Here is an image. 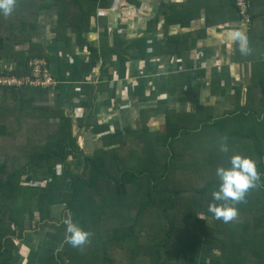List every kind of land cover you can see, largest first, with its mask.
<instances>
[{"label": "crops", "instance_id": "obj_1", "mask_svg": "<svg viewBox=\"0 0 264 264\" xmlns=\"http://www.w3.org/2000/svg\"><path fill=\"white\" fill-rule=\"evenodd\" d=\"M249 1L250 22L245 24L233 0H109L103 9L97 5L81 38L63 28L70 22L67 18L55 30L57 11L43 10L40 45L46 57L42 59L57 83L41 104L72 121L81 156L69 157L53 173L54 169H34L29 173L32 182L62 179L59 171L68 172L70 167V179L80 177L82 156L101 151L114 156L136 151L149 157L153 151L164 152L160 140L171 129L169 123L173 129L188 131L197 126L199 133L205 121L254 113L260 115L255 119H262L264 0ZM238 29L247 36L246 54L240 53L232 36ZM191 135L172 144L173 152L190 150ZM109 136L115 139H103ZM121 159L120 155L111 162L122 166ZM52 186L44 187L51 193L44 201H39L44 188L38 186L42 190L37 192L26 186L32 199L12 227V264H63L57 257L65 243L60 193L69 186L60 189L63 181ZM41 205L42 219L36 213ZM49 211L53 220L45 217ZM82 247L70 249L80 258L74 256L70 260L74 264L93 260L91 253L83 257Z\"/></svg>", "mask_w": 264, "mask_h": 264}, {"label": "trees", "instance_id": "obj_2", "mask_svg": "<svg viewBox=\"0 0 264 264\" xmlns=\"http://www.w3.org/2000/svg\"><path fill=\"white\" fill-rule=\"evenodd\" d=\"M95 1L15 0L11 14L0 15V63L16 62L21 68L19 73L25 74L31 58L46 57L40 45L39 15L49 8L57 11L55 30L63 27L62 21L67 18L70 22L63 28L69 27L81 38L88 30L89 19L95 15L97 5L103 9L109 3V0H99L96 5ZM67 4L71 5L69 9H66ZM47 93L45 90L0 88V142L12 144L10 150L0 145V264L14 261L12 227L19 223L22 210L32 199L20 179L29 177V170L54 169L66 163L69 157L81 156L77 139L72 135V121L41 104ZM249 116L254 118L252 123L243 119L244 114L237 116L241 120L239 126L235 123L236 117L205 121L199 133L197 126L194 131H188L173 129L169 123L167 126L171 129L160 140L165 151H153L151 157L136 151L129 152L128 161L123 160L121 153L114 156L105 151L82 156V176L70 179L68 190L60 196L64 206L62 219L70 216L90 233L87 243L81 246L83 257L93 255L88 263L171 264L179 254L182 262L178 264H191L198 259L202 247L218 250L219 264H264V233L259 234L257 226L263 221L259 219H264V116L262 119H255L260 117L255 113ZM224 124L227 128L234 126L235 133H223ZM241 126L243 134L236 131ZM215 130L222 131L220 137H227L229 141L216 137ZM191 133L194 136L191 144L205 140L202 143L206 144V152L217 154L209 142H223L227 151L237 153L239 148L241 156L250 157L256 163V186L248 189L244 199L235 205L238 215L228 223L213 217L214 227L203 228L204 222L196 213L210 216L208 209L188 193L181 196V189L170 186L175 157L172 144ZM103 139L111 141L115 137ZM202 154L206 153L202 151ZM120 155L122 166L113 164L111 161ZM204 158L197 155L200 165L209 164ZM218 183L216 177L215 182L195 194L206 201L212 200L211 193L217 190ZM18 196L22 197L23 205L16 208L14 200ZM184 196L189 197L185 198L187 204ZM216 203L219 202H212ZM253 213L258 215L253 217ZM61 223L65 232L63 220ZM175 232L178 235L175 236ZM204 237H209L210 242H204ZM70 249L72 246L65 241L57 254L63 264H74L70 260L78 257Z\"/></svg>", "mask_w": 264, "mask_h": 264}, {"label": "rangeland", "instance_id": "obj_3", "mask_svg": "<svg viewBox=\"0 0 264 264\" xmlns=\"http://www.w3.org/2000/svg\"><path fill=\"white\" fill-rule=\"evenodd\" d=\"M243 119L245 120H248L252 123L253 119L252 117H249V116H246V117H243ZM241 120L238 119V117L235 119V123L239 126L241 123ZM226 124H224V127H222L223 130V133H230L232 132L235 133V127L233 126V128H231V124H229V127L230 128H227L225 127ZM233 130V131H232ZM255 130V128H254ZM236 131H239L240 134H243V131H244V127L241 126L239 127V130L237 129ZM216 134L215 136L217 137H220V133L222 132H218L217 130H215ZM204 133V132H203ZM202 133V134H203ZM206 136V135H205ZM220 139H226L229 141V138L227 137H220ZM188 140V138H187ZM205 141V140H202V142ZM192 143L191 145V149L188 150V149H184L180 152H175V157H174V160L172 162V173L170 174L169 176V182H170V186H174L175 188L177 189H181L180 193H181V196L182 194L184 195V193H188L189 195H191L194 199L198 200L204 208L208 209V206L210 203L213 202V200H209V201H206L204 200L203 198H200L199 195L195 194V191L203 188L204 186H206L208 183L210 182H215L216 181V175H215V169L218 167V166H224V167H227L228 166V158L229 156L233 155V154H240L239 153V148H238V152L235 153V152H232L231 150H228L226 152H222L220 150V143L218 142H209V145L212 147V150L213 151H218L217 154H213L211 152H206L205 151V145L204 143ZM239 144H245L244 142H238ZM0 145L1 146H5L6 149L10 150V146H12V144L8 141L7 143H3V142H0ZM263 147H264V144H263ZM193 148H196V149H193ZM6 150V151H8ZM202 151L205 152L206 154H202ZM5 153V152H4ZM200 154V155H203L205 156L206 158H204L205 162L207 161L209 164L207 165H200L201 162L200 160L197 159V155ZM241 155V154H240ZM122 158L123 160H127L128 161V155L127 154H124L122 155ZM33 171H35L33 169ZM73 171V168L70 167L68 169V172H63V171H59L58 174H60V176H62V179L58 178V179H54V181L52 180H48V181H45V182H41L40 184L38 183H33L32 181L34 180L33 177L32 180H30V182H28V177L27 175L22 177L20 179V183L21 185L23 186H29V187H33L35 189H37V192L39 190H42V188H44L45 186H49L50 184H52L54 187V185H58L59 183H62L63 181V186L62 188L60 189H67V186H68V183L70 181V178L71 176L73 175L72 172ZM30 173H32V170L30 171ZM55 172V168H54V171H52L51 173ZM80 172V171H79ZM79 172H77L76 174H79ZM37 180L39 178H36ZM62 180V181H61ZM60 181V182H59ZM58 182V183H56ZM48 184V185H47ZM38 186H41L42 188L38 187ZM54 190H56V187L55 188H52ZM44 191L46 192L45 193V196L40 198L39 201H44L46 199H49L50 200V192H47L49 190H46L44 188ZM51 191V190H50ZM67 191V190H66ZM65 191V192H66ZM36 192V193H37ZM64 192V193H65ZM56 194H54L55 196ZM96 195V194H95ZM98 197H100L99 195H97ZM107 196H110L107 195ZM185 198H189L187 196H184V199ZM208 198V197H207ZM22 197L18 196L16 197V199L14 200V205L15 207H20L21 206V201ZM100 201V200H99ZM185 202L187 204V200L185 199ZM217 204V203H216ZM54 206V205H53ZM49 210V208H47ZM52 209H55V207H52ZM39 211H37L36 213L41 216V219L44 218V206L41 205V207L38 208ZM56 211V210H55ZM174 214V212H173ZM199 217L202 218L203 220V228H208V227H214V223H215V219L213 218V215L211 213L210 216H207V215H203V214H200V213H196ZM256 213H253V217H256ZM46 218L49 217L50 220H53V217H54V213H51L49 211V213H47V215L45 216ZM252 217V219H253ZM186 220V218H185ZM188 220V219H187ZM251 220V219H250ZM259 220H263V221H259L257 226H258V232L259 234H261L262 232L264 233V219H259ZM43 221V220H41ZM177 224H181L180 222H177ZM255 223L252 222V225H254ZM187 226L190 227V224L187 223ZM202 232V230H200ZM178 235L177 232H175V236ZM174 236V237H175ZM216 237H219V236H216ZM210 238L209 237H204L203 238V241L204 242H210ZM239 242V241H237ZM229 245L228 242L226 243V246ZM198 259H196L194 261V263H191V264H219L218 261H217V258L219 257L220 253L218 252V250H209L207 248H200L199 250V253H198ZM221 256V255H220ZM174 262L173 264H178L179 262H182L181 261V257L179 254H176L174 256ZM181 264V263H180Z\"/></svg>", "mask_w": 264, "mask_h": 264}, {"label": "clouds", "instance_id": "obj_4", "mask_svg": "<svg viewBox=\"0 0 264 264\" xmlns=\"http://www.w3.org/2000/svg\"><path fill=\"white\" fill-rule=\"evenodd\" d=\"M15 7V0H0V15L8 16ZM234 41L238 45L241 54L248 52V40L243 30H234L232 33ZM220 150L227 151L226 145L221 142ZM218 178L217 190L211 193L212 200L219 202L210 203L208 212L215 219L228 223L234 220L238 211L235 205L242 201L248 189L256 186L258 173L256 163L250 157L233 154L228 158V166H218L215 169ZM65 225L64 240L70 246L76 248L87 243L90 233L82 229L77 223L73 222L70 216L63 219Z\"/></svg>", "mask_w": 264, "mask_h": 264}, {"label": "built area", "instance_id": "obj_5", "mask_svg": "<svg viewBox=\"0 0 264 264\" xmlns=\"http://www.w3.org/2000/svg\"><path fill=\"white\" fill-rule=\"evenodd\" d=\"M239 19L250 22V3L248 0H233ZM26 68L27 73L21 74V68L16 62L0 63V88L3 89H32L51 91L56 81L49 72L47 63L42 58H31Z\"/></svg>", "mask_w": 264, "mask_h": 264}, {"label": "flooded vegetation", "instance_id": "obj_6", "mask_svg": "<svg viewBox=\"0 0 264 264\" xmlns=\"http://www.w3.org/2000/svg\"><path fill=\"white\" fill-rule=\"evenodd\" d=\"M119 264H124L123 262H120Z\"/></svg>", "mask_w": 264, "mask_h": 264}]
</instances>
